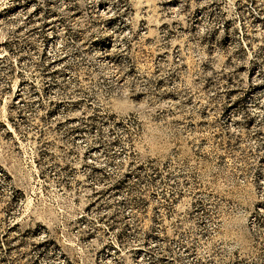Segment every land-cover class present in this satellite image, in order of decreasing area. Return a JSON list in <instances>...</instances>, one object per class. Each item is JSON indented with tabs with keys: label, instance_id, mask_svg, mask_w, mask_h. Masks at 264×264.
Masks as SVG:
<instances>
[{
	"label": "rangeland",
	"instance_id": "374dc122",
	"mask_svg": "<svg viewBox=\"0 0 264 264\" xmlns=\"http://www.w3.org/2000/svg\"><path fill=\"white\" fill-rule=\"evenodd\" d=\"M0 264H264V0H0Z\"/></svg>",
	"mask_w": 264,
	"mask_h": 264
}]
</instances>
